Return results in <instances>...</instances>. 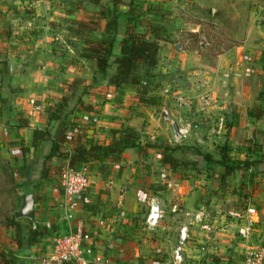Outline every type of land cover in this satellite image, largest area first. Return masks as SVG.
<instances>
[{
    "label": "crops",
    "instance_id": "0c3cea01",
    "mask_svg": "<svg viewBox=\"0 0 264 264\" xmlns=\"http://www.w3.org/2000/svg\"><path fill=\"white\" fill-rule=\"evenodd\" d=\"M77 1L0 0V128L5 129L0 132L17 158H21L20 139L30 145L35 128L47 126L54 134L66 122L67 134L60 147L62 156L48 158L43 166L40 154L31 153L19 170L20 182L33 188L34 224L48 232L25 252L18 249L15 257L30 254L32 264H61L43 261L52 255L51 238L81 223L95 236L97 251L108 256L110 264H176L173 250L185 225L188 238L181 264H242L244 252L264 245V96L260 93L264 57L253 49L260 48L264 39L261 43L243 34L241 43L210 55L207 45L198 47L194 29L171 27L159 41L149 102H142L137 85L115 88L106 80L91 84L93 72L73 46L81 45L85 36L75 35L73 22L85 20V13L98 6ZM121 1L115 54L130 2ZM142 1L170 11L190 2L202 5L198 0ZM74 81L70 112L65 120L49 122L46 109L61 102L68 83ZM189 121L198 127L178 138L174 125ZM125 128L139 131L142 148H127L117 160L91 162L86 166L87 189L67 197L59 186V173L68 167L64 156L73 149L72 139L81 134L109 144L113 134L117 136L114 132ZM221 136L234 146L229 152L232 158L253 161L250 168L227 176L223 187L207 178L205 171L171 168L161 162V148L146 146L178 144L182 152H175L176 156L195 160L200 143ZM249 143H255L256 149L250 151ZM224 187L226 194L221 192ZM19 194L25 195L24 188ZM152 201L159 205L161 217L149 226L146 217ZM247 206L258 213L249 229Z\"/></svg>",
    "mask_w": 264,
    "mask_h": 264
},
{
    "label": "trees",
    "instance_id": "16d2710c",
    "mask_svg": "<svg viewBox=\"0 0 264 264\" xmlns=\"http://www.w3.org/2000/svg\"><path fill=\"white\" fill-rule=\"evenodd\" d=\"M77 2L83 4V0ZM121 2V0H88V4L98 6V10L87 11L85 20L73 22L75 35L85 36L82 40L79 37L80 42H82L81 45L74 43L73 46L93 72L91 84H97L98 81L101 82L102 80H106L115 88L134 84L138 86L140 101L149 102L147 92L155 77L154 68L158 59L159 41L168 36L167 33L169 34V32L165 26L155 21L159 12L156 13L154 5L142 0H130L127 11L124 13L126 20L124 34L118 43L119 51L115 54L114 48L120 18L123 16ZM108 3L110 4L108 5ZM140 27L143 30H140ZM75 85L76 81L68 83L67 93L61 102L46 109L49 122L57 119L65 120V115L70 112V110L67 111V106L69 100L74 98V91L72 90ZM256 114L258 115L259 112ZM65 123L60 124L54 134L47 126L33 129L30 145H27L24 139H20L18 147L21 158L13 157L17 163L16 171L18 173L26 164V156L31 153L32 155L40 154L43 166H46L48 158L54 155L62 156L60 147L67 141ZM116 132L117 136L113 134L109 144H101L99 141L88 139L81 134L76 135L72 139L74 144L72 151L64 156L68 159V167L88 166L93 161L105 158L117 160L127 148H142L139 143L140 133L136 129L125 128L114 133ZM48 143L50 144L49 152L43 155V150ZM146 146L161 148V162L169 164L171 168H189L197 173L205 171L207 178H213L217 174L221 184L222 182L224 184L227 176L238 170L248 169L253 163L247 159L232 158L227 148L224 147L221 148L217 156L196 149L197 159L186 160L174 154L175 152H182V148L178 144L157 145L154 143ZM19 185L24 188L25 194H33V188L25 182H20ZM8 226L11 228V237L14 239L17 248L23 252L48 232L47 227L34 224L28 218H19L17 213L8 221ZM2 255L0 256V264H15V257ZM61 264L70 263L61 262Z\"/></svg>",
    "mask_w": 264,
    "mask_h": 264
},
{
    "label": "rangeland",
    "instance_id": "374dc122",
    "mask_svg": "<svg viewBox=\"0 0 264 264\" xmlns=\"http://www.w3.org/2000/svg\"><path fill=\"white\" fill-rule=\"evenodd\" d=\"M198 1L202 5H195V2H190L186 7H175L171 11L154 5L156 13L159 12L155 17V21L165 26L168 32L171 27H176V25L182 27L183 29H181L185 32H188V30L184 29L191 27L195 31L198 47H201L202 44L207 45L205 50L210 55L224 53L229 46L241 43L243 34L253 40H260L262 43L261 39H264V0ZM183 24H187V26H182ZM253 49L264 57V41L260 48L256 46ZM260 62L261 70L264 72V60ZM260 93L261 96H264V91ZM0 129L5 132L3 126ZM201 132L203 133L202 130H199L198 135ZM228 140V138L225 140V137L221 136L219 140L209 141L208 144L200 143L199 149L206 153L218 154L221 148L224 147L230 152L234 146H231ZM9 146V143L0 132V256L4 254L5 257L11 255L14 258L15 252L18 253L19 250L11 237V228L8 226V221L18 212L23 197L19 194L20 178L16 171L17 163ZM246 147L250 151L253 148L256 149L255 143L246 144ZM236 149L235 147L234 150ZM36 157H39V155ZM211 180L217 182L221 187L225 186V182L221 184L217 177H213ZM224 189L225 187L221 192L226 194ZM15 258V260L19 259L17 254Z\"/></svg>",
    "mask_w": 264,
    "mask_h": 264
},
{
    "label": "built area",
    "instance_id": "2783aa9c",
    "mask_svg": "<svg viewBox=\"0 0 264 264\" xmlns=\"http://www.w3.org/2000/svg\"><path fill=\"white\" fill-rule=\"evenodd\" d=\"M196 123L189 121L185 125L177 128V137H186L191 128H197ZM87 167L81 165L77 168H64L59 173V186L67 197H75L84 192L88 187ZM257 210L253 206H247L245 218L247 229L257 221ZM199 214L197 215V217ZM161 217L159 205L152 201L150 203L149 213L146 217V223L149 226L155 225ZM102 220L98 222L99 225ZM188 238L187 226L179 229L178 244L173 250V259L176 264L183 261V245ZM52 255L45 256L43 261L69 262L70 264H110V258L99 253L96 249L95 236L84 229L81 223L75 226L74 230L55 235L51 238ZM204 250V247H201ZM264 245L256 246L244 252L242 264H263Z\"/></svg>",
    "mask_w": 264,
    "mask_h": 264
},
{
    "label": "water",
    "instance_id": "95a60500",
    "mask_svg": "<svg viewBox=\"0 0 264 264\" xmlns=\"http://www.w3.org/2000/svg\"><path fill=\"white\" fill-rule=\"evenodd\" d=\"M174 128L177 131V125H174ZM17 217L28 218L33 222L36 221L34 213V197L32 193H27L23 196L22 204L17 212ZM17 264H32L30 254L26 255L25 257L19 258Z\"/></svg>",
    "mask_w": 264,
    "mask_h": 264
}]
</instances>
